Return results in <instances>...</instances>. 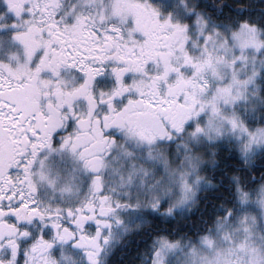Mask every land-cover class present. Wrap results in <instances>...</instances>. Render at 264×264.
<instances>
[{
	"label": "snow or ice",
	"instance_id": "snow-or-ice-1",
	"mask_svg": "<svg viewBox=\"0 0 264 264\" xmlns=\"http://www.w3.org/2000/svg\"><path fill=\"white\" fill-rule=\"evenodd\" d=\"M0 8V264H264V0Z\"/></svg>",
	"mask_w": 264,
	"mask_h": 264
},
{
	"label": "flooded vegetation",
	"instance_id": "flooded-vegetation-1",
	"mask_svg": "<svg viewBox=\"0 0 264 264\" xmlns=\"http://www.w3.org/2000/svg\"><path fill=\"white\" fill-rule=\"evenodd\" d=\"M0 11H3V9H2V8H0Z\"/></svg>",
	"mask_w": 264,
	"mask_h": 264
}]
</instances>
